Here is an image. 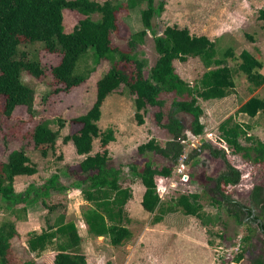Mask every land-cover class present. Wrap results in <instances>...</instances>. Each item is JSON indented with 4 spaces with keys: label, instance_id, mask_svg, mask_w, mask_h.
<instances>
[{
    "label": "trees",
    "instance_id": "1",
    "mask_svg": "<svg viewBox=\"0 0 264 264\" xmlns=\"http://www.w3.org/2000/svg\"><path fill=\"white\" fill-rule=\"evenodd\" d=\"M141 2L147 6L141 12L144 29L129 34V49L124 51L112 43L113 34L119 30V13L124 9H134ZM66 9L77 11L85 17L70 33H65L63 26V11ZM154 13L152 0H126L115 4L100 3L98 0H0V103H3L4 115L11 117L19 106H24L31 116L36 115L35 89L23 79L25 75L36 79L46 75L47 69L42 65L35 46L61 56L60 63L50 69L56 86L47 96L69 93L86 83L96 70V67L89 68V59L94 66L108 61L111 67L98 80L96 99L86 113L70 121L63 118L41 120L30 135L35 149L46 157L56 149L61 130L67 122L80 126L75 133L65 136L63 142H72L77 155L84 158L78 168L66 170L64 175L70 179V186L79 188L84 200L90 204L84 213L89 234L97 238H108L114 247L123 246L132 239L133 234L124 220L126 206L133 198L132 185L135 183H141L145 188L141 201L143 210L149 214L160 213L155 223L160 222L166 212L180 211L185 216L197 218L205 227L213 225L220 218L218 216L213 219L204 212L202 200L208 195L213 205H226L239 225L244 223V209L248 211V233L242 238V245L232 259V262L239 264L254 247L256 228L251 227L250 223L252 209L257 211L256 216L264 229V183L252 187L249 205L234 200L223 188L240 184V170L230 164L225 149L203 141L200 148L194 149L190 156L196 158L201 152H207L210 157L222 160L225 166L215 177L207 178L208 182H213L209 190L204 194H181L175 199L174 208H168L157 189V179H170L174 167L185 155L188 135L201 137L205 134L206 127L202 122L204 110L199 105V99L221 100L230 95L227 88L230 84L226 87L215 80L219 76L218 71L207 73L215 81L201 89L200 85H191L182 79L174 63H186L190 58L214 54H220L222 60L229 58L238 61V57L232 48L221 50L218 41L206 35H192L188 31L175 33L171 29L158 34L152 26ZM95 15H99V18L94 19ZM257 19L264 22V5L258 10ZM148 32L153 33L157 59L147 70V61L139 57L137 49ZM246 37L254 41L252 36ZM83 62H87V65L81 68ZM235 71L246 77L251 92L264 86V75L259 71L257 60L242 61ZM123 86L126 93L134 98L138 123L144 124V113L148 106L156 107L158 112L155 119L168 133L164 145L151 139L139 147V153L146 156L147 160L127 166L132 176L130 178H125L123 169L113 164L109 146L115 141L114 130L109 128L102 131L98 127L105 100ZM164 94L175 95L167 113L164 111ZM258 111L264 114V100L257 98H252L239 109V112L251 114ZM181 114L191 117L189 126L185 125ZM52 125H57L58 129L54 130ZM251 130V126L241 125L230 116L218 126L219 140L233 155L262 170L264 174V140L252 135ZM96 139L99 140L100 148L92 154ZM151 154L159 156L164 163L154 157L150 158ZM36 173L37 166L23 147L12 151L7 160L0 164V199L4 204L2 210L12 213L11 219L0 222V264H37L34 260L15 262L11 259V253L13 240L20 237L16 225L24 220L22 210L17 206L22 205L27 209L38 204L47 210V226L41 233L32 231L27 234L31 251L38 248L44 250L45 242L53 233L65 232V241L56 247L54 264H87L81 248L82 239L67 220L66 213L59 214L54 220L51 217L63 207L62 204H48L46 201L53 194L66 195L70 190V186L61 182L60 175L52 174L42 185L30 184L21 192L15 190L16 177L33 176ZM36 239L38 241L33 242ZM247 260L250 264H264V254Z\"/></svg>",
    "mask_w": 264,
    "mask_h": 264
},
{
    "label": "rangeland",
    "instance_id": "2",
    "mask_svg": "<svg viewBox=\"0 0 264 264\" xmlns=\"http://www.w3.org/2000/svg\"><path fill=\"white\" fill-rule=\"evenodd\" d=\"M100 3H118L126 0H98ZM155 9L152 26L158 34L166 29L175 33L188 31L192 35H206L211 40L219 43V48L225 50L232 48L238 61L221 59L220 54L206 57L190 58L186 63L176 61V72L191 85H200L201 89L212 84L215 80L221 82L229 90L235 86H246V77L237 70L242 61L257 60V56L264 51V22L257 19L258 10L264 5V0H152ZM146 3H139L134 9H124L119 13V30L113 34L114 46L127 51L128 36L144 29L141 12L146 8ZM63 26L65 33L73 31L80 20L85 17L74 10L63 11ZM98 19L99 15L93 16ZM246 35L253 37L250 41ZM46 75L40 79L25 75L24 81L35 89V116H31L24 106L15 109L11 117L3 112V103H0V164L5 162L8 155L24 148L32 163L37 166V173L33 176H18L14 180L17 192L25 190L30 184L42 185L52 174H59L61 182L70 186V179L64 175L66 170H75L84 158L76 153L72 142L64 143L65 136L75 133L80 126L68 123L61 130L54 151L46 157L35 149L31 141V132L38 122L45 119L63 118L70 121L72 118L86 113L96 99V86L98 80L109 70L111 63L102 61L98 66L89 59V68L96 67L86 83L69 93H58L47 96L55 88V82L50 74V69L60 63L59 54L44 51L41 46H35ZM137 53L140 58L147 61V70L157 59L154 48L153 33L148 32L142 44L138 45ZM87 62L81 63V68ZM210 71H218L219 76H208ZM231 71V72H230ZM214 80V81H213ZM202 82V84H201ZM174 94L163 95L166 100L164 107L167 113ZM199 105L204 110L202 122L206 130L203 136L193 138L188 135L186 142L185 167H174L170 179L159 183V193L166 207L174 208L175 199L184 193L198 192L204 194L213 182H208V177H215L225 169L220 159H214L207 152H201L198 157H191L194 149H199L203 141H209L218 148L226 150L230 164L240 170L241 182L237 186L223 188L234 200L249 205V194L256 184H263L262 170L244 163L239 156L233 155L227 146L220 142L218 126L221 118L214 114L217 105L211 101L199 99ZM156 107L148 106L144 113V124L140 125L135 116L134 98L128 95L124 86L107 97L102 106V116L98 122L100 130L109 128L114 130L115 141L109 146L113 164L121 167L124 177L129 174L128 165L136 161H146L147 157L139 153V147L151 139H156L164 145L168 140V133L162 129L156 119ZM185 125L189 126L191 117L181 114ZM257 122V121H255ZM259 126H264V120L258 121ZM54 130L57 125H52ZM252 135L254 133L251 132ZM256 136V135H254ZM259 138V137H258ZM244 143V140H242ZM99 140L94 142L92 154L99 150ZM161 163L164 161L159 156L150 155ZM158 183V179H157ZM133 199L126 206L124 224L131 230L133 237L123 246L114 247L108 238H97L89 234L88 224L84 213L90 204L87 203L81 190L70 186L66 195L53 194L46 201L48 204H62L51 217L54 220L61 213H66L67 220L75 227L77 235L82 239L81 247L88 258L87 264H236L232 259L242 245V238L248 233V221L243 217L244 223L239 225L227 206L213 205L207 196L202 200L204 212L216 219L208 227L195 217L185 216L182 212H166L162 220L155 223V218L160 213L149 214L141 206L145 191L141 183H135ZM4 206L0 199V222L12 218L10 211L2 210ZM23 221L17 223L19 238L13 240L11 259L15 262L34 260L37 264H53L57 253L56 247L64 242L67 237L65 232L52 234L45 242L44 250L38 248L31 251L28 233L37 231L41 233L46 228L47 210L41 204L28 207L19 205ZM255 228V226H251ZM256 230V229H255ZM54 232V231H53ZM254 234V233H253ZM51 240V241H50ZM37 242L38 239L33 240ZM251 250V249H250ZM253 253H251L252 255ZM246 259L239 264H246Z\"/></svg>",
    "mask_w": 264,
    "mask_h": 264
},
{
    "label": "crops",
    "instance_id": "3",
    "mask_svg": "<svg viewBox=\"0 0 264 264\" xmlns=\"http://www.w3.org/2000/svg\"><path fill=\"white\" fill-rule=\"evenodd\" d=\"M257 58H258L257 62L259 64V71L262 75H264V51L259 55V57L257 56ZM234 72L236 71L234 70ZM244 82L247 83L246 86L237 85L233 88H230V95L227 98L221 100H210L211 102H214L217 105L214 114L217 118L223 117L221 119V122L227 119L228 117L233 116L235 122L241 125L251 126L252 127L251 132L254 133V135L259 137L261 140H264V126L263 125L259 126L257 124H254L257 123L258 121L259 122L263 121L264 114H262L261 111H258L256 114L239 112V109L243 107L247 102H249L252 98L264 100V86L251 92L249 83L247 81ZM132 189L134 196V185H132ZM83 254L86 256L84 252ZM54 258H53V264H54ZM86 259L88 263L87 256Z\"/></svg>",
    "mask_w": 264,
    "mask_h": 264
},
{
    "label": "flooded vegetation",
    "instance_id": "4",
    "mask_svg": "<svg viewBox=\"0 0 264 264\" xmlns=\"http://www.w3.org/2000/svg\"><path fill=\"white\" fill-rule=\"evenodd\" d=\"M245 214L242 215V217L248 221V211L244 209ZM257 211L255 209H252V220L250 223L255 226L256 228V236L253 238L254 247H251V250L247 252L248 258L252 260L254 257L259 256L261 254H264V229L262 228V222L260 219L256 216ZM251 253H253L251 255ZM246 264H250V262L247 260Z\"/></svg>",
    "mask_w": 264,
    "mask_h": 264
},
{
    "label": "built area",
    "instance_id": "5",
    "mask_svg": "<svg viewBox=\"0 0 264 264\" xmlns=\"http://www.w3.org/2000/svg\"><path fill=\"white\" fill-rule=\"evenodd\" d=\"M193 138H196V137H193ZM200 138V137H199ZM185 155H183L181 158H180V160H179V164L178 165H181V166H183V167H185V164H184V162H185ZM165 179H163V178H159L158 179V183H157V189H158V191H159V188H161V186H160V184L159 183H162L163 181H164ZM161 196V195H160Z\"/></svg>",
    "mask_w": 264,
    "mask_h": 264
},
{
    "label": "water",
    "instance_id": "6",
    "mask_svg": "<svg viewBox=\"0 0 264 264\" xmlns=\"http://www.w3.org/2000/svg\"><path fill=\"white\" fill-rule=\"evenodd\" d=\"M254 217V215H252Z\"/></svg>",
    "mask_w": 264,
    "mask_h": 264
}]
</instances>
